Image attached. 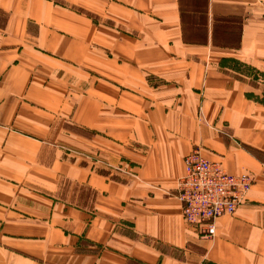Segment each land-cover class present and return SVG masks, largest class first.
Returning a JSON list of instances; mask_svg holds the SVG:
<instances>
[{"label": "crops", "instance_id": "1", "mask_svg": "<svg viewBox=\"0 0 264 264\" xmlns=\"http://www.w3.org/2000/svg\"><path fill=\"white\" fill-rule=\"evenodd\" d=\"M193 150L255 179L213 239ZM0 264H264V0H0Z\"/></svg>", "mask_w": 264, "mask_h": 264}, {"label": "built area", "instance_id": "2", "mask_svg": "<svg viewBox=\"0 0 264 264\" xmlns=\"http://www.w3.org/2000/svg\"><path fill=\"white\" fill-rule=\"evenodd\" d=\"M185 172L177 184L185 222L195 226L203 239L216 236V222L233 216L246 202L255 179L233 176L221 162L207 160L199 150L184 159Z\"/></svg>", "mask_w": 264, "mask_h": 264}, {"label": "trees", "instance_id": "3", "mask_svg": "<svg viewBox=\"0 0 264 264\" xmlns=\"http://www.w3.org/2000/svg\"><path fill=\"white\" fill-rule=\"evenodd\" d=\"M195 7H196V9H197L198 12H200V9L203 10V6H201V4H200L199 1H198L197 4L195 5ZM181 11H182V10H181ZM204 13L206 14V12H204ZM183 19H184V18H183ZM218 20H222V21H224V20H227V19L219 18ZM218 20H217V21H218ZM183 23H184V21H183Z\"/></svg>", "mask_w": 264, "mask_h": 264}, {"label": "rangeland", "instance_id": "4", "mask_svg": "<svg viewBox=\"0 0 264 264\" xmlns=\"http://www.w3.org/2000/svg\"><path fill=\"white\" fill-rule=\"evenodd\" d=\"M247 74H249V73L247 72ZM254 75H255L257 78H259V74L254 73Z\"/></svg>", "mask_w": 264, "mask_h": 264}]
</instances>
